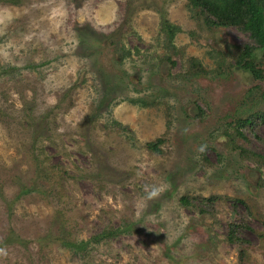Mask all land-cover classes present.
<instances>
[{"label":"rangeland","instance_id":"1","mask_svg":"<svg viewBox=\"0 0 264 264\" xmlns=\"http://www.w3.org/2000/svg\"><path fill=\"white\" fill-rule=\"evenodd\" d=\"M244 44L187 0H0V264H264V166L224 134L264 110Z\"/></svg>","mask_w":264,"mask_h":264},{"label":"trees","instance_id":"2","mask_svg":"<svg viewBox=\"0 0 264 264\" xmlns=\"http://www.w3.org/2000/svg\"><path fill=\"white\" fill-rule=\"evenodd\" d=\"M187 5L189 11L193 13L195 18L201 20L205 27L233 28L247 35L252 45L234 46L236 53L233 56V64L230 67L246 70L256 83L260 81L264 82V70L259 68L256 63L258 59L256 54L264 57V0H187ZM165 13L164 11L160 12V21L163 31L167 33L168 40H171L180 29L168 22ZM164 60L170 62L169 58H164ZM188 63L190 72L195 74L205 73L195 60H191ZM259 99L260 102L264 103V90L260 93ZM129 102L142 108L154 105L153 101L146 102L144 98L129 99ZM116 125L121 128L119 124ZM166 125L169 127V122ZM226 125L229 131L226 130L224 134H226L225 136L229 139L233 148L242 153L245 160L264 166V156L254 153V150L250 147L254 139L260 141L256 138V133L257 126L264 125V110L257 107L256 111L248 113L245 116H237ZM163 142V139L159 138L147 143L145 148L154 154L160 155L162 153L160 146ZM205 161L207 162L206 159ZM180 201L184 205L189 204V201L185 197H182ZM214 201V197L203 199L200 203L199 212L201 214L210 213ZM235 204L246 206L242 200H235L234 207ZM245 222H248V220L243 219L239 223L227 225L226 239L229 243L239 244L244 242L241 240L240 234L245 228Z\"/></svg>","mask_w":264,"mask_h":264},{"label":"clouds","instance_id":"3","mask_svg":"<svg viewBox=\"0 0 264 264\" xmlns=\"http://www.w3.org/2000/svg\"><path fill=\"white\" fill-rule=\"evenodd\" d=\"M157 194H158V192L155 189L150 193L151 196H156ZM2 251L3 250H0V252H2Z\"/></svg>","mask_w":264,"mask_h":264}]
</instances>
